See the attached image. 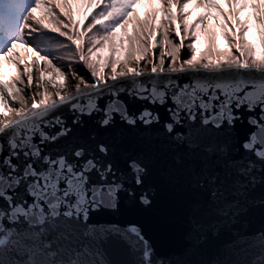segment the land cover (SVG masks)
<instances>
[{
  "label": "snow or ice",
  "instance_id": "snow-or-ice-1",
  "mask_svg": "<svg viewBox=\"0 0 264 264\" xmlns=\"http://www.w3.org/2000/svg\"><path fill=\"white\" fill-rule=\"evenodd\" d=\"M148 2L159 8L141 17L136 7L142 0H0V264H109L100 245L111 237L139 251L140 264H153L150 246L135 226L98 231L88 223L92 210L115 206L119 185L91 183L92 173L105 180L112 172L111 164L101 162L108 147L73 145L55 155L42 147L73 132L56 115L62 105L87 115L102 111L97 122L102 128L113 123V114L129 125L157 120L147 110L133 118L116 100L103 110L92 103L102 90L115 95L129 82L136 85L139 77L153 85L145 99L171 101L173 123L165 125L166 131L173 134L176 125H187L185 133H175L178 143L197 147L203 130L234 125L241 108L252 114L247 121L251 131L239 145L244 157L228 158L224 146L206 149L225 161L224 170L209 169L201 181L211 186V199L230 194L225 181L233 174L232 194L251 184L256 171L264 174V0H222L223 6L220 0ZM218 37L226 45L223 50ZM201 38L205 47L198 52ZM185 48L190 56L181 60ZM56 61H66L67 70ZM141 62L151 68L145 71ZM75 65L86 69L92 81ZM98 65L111 67L107 80ZM46 73L64 83L57 88L45 80ZM69 75L77 81L71 91L65 90ZM48 85L57 89L54 94ZM33 87L43 91L31 92ZM83 98L87 106L72 103ZM72 123L78 125L79 118ZM129 166L140 184L144 169L135 161ZM251 246L259 252L250 264H264V232L252 238Z\"/></svg>",
  "mask_w": 264,
  "mask_h": 264
},
{
  "label": "water",
  "instance_id": "water-1",
  "mask_svg": "<svg viewBox=\"0 0 264 264\" xmlns=\"http://www.w3.org/2000/svg\"><path fill=\"white\" fill-rule=\"evenodd\" d=\"M137 80L136 85L129 82L115 95L102 90L93 96L92 103L103 110L116 100L133 118L147 110L157 120L147 125L137 120L129 125L119 114H113V123L102 128L97 123L102 111L87 115L62 105L56 115L73 132L56 144L42 146L53 155L73 145L94 148L103 143L108 147V155L101 162L111 164L112 172L105 180L92 173L91 183L120 187L115 192V206L92 210L88 223L98 231L135 226L150 246L153 264H250L259 252L251 246L252 238L264 232V174L256 171L251 184L232 194L236 179L233 174L225 181L230 194L216 200L209 195L211 186H201V181L209 169L224 170L225 161L211 156L206 149L224 146L231 153L228 158L244 157L239 145L251 131L247 121L252 114L241 108L235 113L239 119L234 125L203 130L197 147L178 143L175 133H185L187 125H176L175 132L169 134L165 125L173 123L171 101L160 104L145 99L153 85L147 77ZM72 103L87 106L89 101L83 98ZM77 118L80 123L74 125ZM133 161L144 169L140 184L135 182L129 166ZM142 197L149 203H143ZM100 246L109 264H140L141 253L116 237Z\"/></svg>",
  "mask_w": 264,
  "mask_h": 264
},
{
  "label": "rangeland",
  "instance_id": "rangeland-1",
  "mask_svg": "<svg viewBox=\"0 0 264 264\" xmlns=\"http://www.w3.org/2000/svg\"><path fill=\"white\" fill-rule=\"evenodd\" d=\"M149 10H151V9H149ZM73 11H74V13H78V9H77V7H76V5L74 4L73 5ZM201 10L200 9H197V10H195V13H194V17L192 18V20L191 21H189L190 23L193 21V20H195L196 19V17L199 15V12H200ZM141 14H144V12H141ZM141 17H143V16H141ZM76 18L77 19H82V17L81 16H79V15H77L76 16ZM209 23H211V21H209ZM130 30V29H129ZM48 35H55V34H51V33H48ZM59 39H63V38H59ZM219 46H220V48L223 50L224 48H226V45L225 44H223V43H219ZM54 52H55V50H53ZM61 51H63V50H61ZM159 52V50H157V53ZM156 53V55H158ZM185 55H187L188 57H189V52H188V50H187V48H185V49H183L182 50V53H181V57H180V59L181 60H183L184 58V56ZM237 55H238V53H237ZM100 56H101V58H102V60H103V58H105L106 56H107V50H105V52H103V53H100ZM187 57V58H188ZM148 59H152V56L151 55H149V57H148ZM158 62H159V57H157L156 56V60H155V63H157L158 64ZM56 63L57 64H62V63H66V61H56ZM135 62L134 61H131L129 64H134ZM167 63H168V60H166V65L165 66H167ZM141 67L142 68H144V70L145 71H148L150 68H151V64H146L145 62H141ZM106 67H101L100 65H98L97 66V70L104 76V78L107 80V78L111 75V73H112V69H111V67H107V70L105 69ZM7 70H8V65H5V71L7 72ZM121 70H124V69H122L121 67H118L117 68V71L119 72V71H121ZM51 70H49V72H50ZM90 74V73H89ZM69 77H71L70 75H69ZM68 77V78H69ZM86 78V77H85ZM90 78H91V81H92V77H91V75H90ZM87 79V78H86ZM45 80H52L53 81V83H55L56 85H57V87H59V85L61 84V83H64V81H62L60 78H59V76H57L55 73H51V74H47L46 73V75H45ZM88 80V79H87ZM89 81V80H88ZM77 82V81H76ZM90 82V81H89ZM111 81L110 80H108V83H110ZM71 85H70V83L69 82H67L66 83V85H65V90H69V91H71ZM81 88L82 89H84V86L83 85H81ZM48 90L50 91V92H52L53 94L55 93V91L57 90V89H54V88H52V86L51 85H48ZM33 91H43V89H36L35 87H33V89L31 90V92H33ZM25 93H26V95H31V93L26 89L25 90ZM53 98H55V96L53 95ZM29 101H31V100H29ZM17 105H19V104H17Z\"/></svg>",
  "mask_w": 264,
  "mask_h": 264
},
{
  "label": "trees",
  "instance_id": "trees-1",
  "mask_svg": "<svg viewBox=\"0 0 264 264\" xmlns=\"http://www.w3.org/2000/svg\"><path fill=\"white\" fill-rule=\"evenodd\" d=\"M220 2L222 4V0H220ZM153 6L156 7V8H159V4L158 3H154L153 5H149L148 0H142V4L141 5H137L136 10H137V12H139L141 14V12L150 11L149 9H152ZM222 6H223V4H222ZM194 13H195V11H193V15H192V17L190 18L189 21H191L192 18L194 17ZM141 16H143V14H141ZM219 43L225 44L223 39L220 38V37H218V44ZM204 47H205L204 41H203V38H201L200 42H198V44H197L198 52L203 50ZM157 54L158 55H156V56L159 57V52ZM189 56H190V53H189ZM62 64L64 65L65 70H67V62L66 63H62ZM75 67L80 69V74L85 76L91 82L90 74L87 72L86 69H83L81 65H75ZM105 69L107 70V67Z\"/></svg>",
  "mask_w": 264,
  "mask_h": 264
},
{
  "label": "bare ground",
  "instance_id": "bare-ground-1",
  "mask_svg": "<svg viewBox=\"0 0 264 264\" xmlns=\"http://www.w3.org/2000/svg\"><path fill=\"white\" fill-rule=\"evenodd\" d=\"M134 66V64H129V67H133ZM125 71H126V69H124ZM67 82H69L70 83V85H71V90H73V86H74V84L76 83V81L75 80H72L71 79V77H69L68 78V81ZM58 88V87H57ZM33 92H36V91H33ZM40 99V97H37V100H39ZM28 104H29V106H30V104H31V101H28ZM15 106L16 107H19V105H17V104H15ZM11 115H14V114H11Z\"/></svg>",
  "mask_w": 264,
  "mask_h": 264
}]
</instances>
